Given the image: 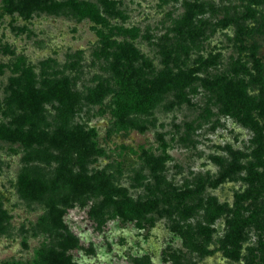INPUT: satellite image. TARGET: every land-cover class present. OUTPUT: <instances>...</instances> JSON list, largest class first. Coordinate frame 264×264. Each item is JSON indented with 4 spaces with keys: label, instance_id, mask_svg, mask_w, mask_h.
<instances>
[{
    "label": "rangeland",
    "instance_id": "rangeland-1",
    "mask_svg": "<svg viewBox=\"0 0 264 264\" xmlns=\"http://www.w3.org/2000/svg\"><path fill=\"white\" fill-rule=\"evenodd\" d=\"M81 1L96 8L105 24H94L66 7L33 10L26 17L8 14L0 0V126H10L16 115L29 114L11 99L12 90L27 79L42 89L64 82V104L43 103L37 119L28 123L48 133L78 128L82 134L65 153L0 140V264H45L49 251L62 250L71 264H246L249 257L252 264H262L264 0ZM124 44L142 56L132 63L134 68L142 59L148 63L144 69L148 77L167 68L162 59L166 50L171 61L177 54L176 64L167 65L172 72L197 69L185 99L176 102L170 91L148 113H127L118 119L112 64ZM119 62L125 64L124 59ZM215 78L243 90L254 107L249 115L258 130L222 111L217 90L209 91L213 89L202 83ZM98 83L106 90L99 102L91 103L87 95ZM87 145L92 149L88 153ZM229 150L240 153L242 167L212 186L221 165L231 159ZM149 156L159 161L158 177L149 169L151 162L145 161ZM60 166L64 177L102 173L133 201L155 197L159 211L138 221L121 220L111 208L94 210L100 195L73 191L67 185L54 198L63 212L56 225L46 198H33L20 180H61ZM255 171L261 178L247 183V174ZM198 186L202 188L198 196L184 202L190 213L181 214L173 195ZM211 199L224 212L208 224L212 232L205 240L192 231L197 224H206L205 205ZM232 211L240 218L253 216L236 261L218 247ZM175 223L182 232L175 231ZM191 242L198 246L188 248ZM69 244L72 247L67 248Z\"/></svg>",
    "mask_w": 264,
    "mask_h": 264
},
{
    "label": "trees",
    "instance_id": "trees-1",
    "mask_svg": "<svg viewBox=\"0 0 264 264\" xmlns=\"http://www.w3.org/2000/svg\"><path fill=\"white\" fill-rule=\"evenodd\" d=\"M2 10L5 13L16 12L19 16L26 17L33 10L40 11H56L62 7H66L72 10L74 13L81 17H87L90 21L97 25H104L105 18L88 2L81 0H66L60 3H53L50 0H1ZM190 14L185 16V21L188 20ZM192 31V30H191ZM190 31V32H191ZM194 33V32H193ZM198 33V32H197ZM101 39L106 40L105 36L99 34ZM179 48V46H178ZM118 53L115 54V61L112 64V71L115 76V85L117 91L114 93L115 97V114L118 119H122L127 113L145 114L160 100V98L173 91V96L176 102H181L185 98V90L194 81L193 73L197 69H191L187 72H172L168 68V63H175L177 54L171 61L169 51L163 52V64L165 70L154 76H146L147 72L144 69L148 68V63L142 59V64L134 68L132 63L141 58L138 56L134 48L128 44L119 46ZM186 53V52H184ZM119 59H124L125 64H119ZM176 64V63H175ZM122 65L124 68L122 71L118 67ZM220 78L214 80L203 79V86L207 89H213L209 91L217 92V101L222 104V111L230 114L236 118L242 125L249 126L252 130H258L257 124L252 122V118L249 113L254 107L248 103L247 98L244 96L242 89L238 85L234 86L231 81H227L224 85L221 84ZM20 88V89H19ZM64 82L54 83L47 89L35 88L31 80L27 79L22 86L12 90L11 99L16 103V106L23 111L29 112L28 115H16L11 120V125L0 126V140L7 141L10 144L20 143L23 147H31L32 145L39 147L45 145L47 148L58 150L65 153V150L71 145L78 142V138L82 137L78 128L74 130H68L65 128H57L53 132L48 133L44 129H40L35 123H28V119H37L43 108L42 104L50 101H57L60 104H64L63 100L67 97V91ZM105 86L102 83H98L87 95L88 101L91 103H97L102 98ZM184 98V99H183ZM65 112H66V105ZM68 111H71V106H67ZM262 114V112H260ZM249 124V125H248ZM259 134V133H258ZM85 152L92 151L89 145L85 146ZM231 159L226 165H221V172L211 183L212 186L218 185L227 177L233 175L236 171L241 169V165L238 163L240 153L237 151H230ZM149 165V169L154 173L155 177H158L157 171H160L159 161L151 156L145 159ZM261 165V164H260ZM62 166V165H61ZM57 171L61 173V180L56 177L50 183L41 181L37 178H28L20 180L23 187L27 190L28 194H31L35 199H45L48 213L51 216L52 223L59 224V219L62 216V210H59L54 205V198L58 197V192L64 189L67 185L71 187L73 191L88 192L100 195L102 198L94 206L96 212H101L106 208H111L113 214L119 217L121 220L132 221L144 219V216L153 212H158V205L160 200L152 197L143 201H133L125 195L123 189L114 187L108 180V178L102 174H94L88 177L82 175H68L63 176L62 169ZM261 174V173H260ZM256 171L249 173L246 176V182L253 183V179L261 178V175ZM63 176V178H62ZM59 180V181H58ZM200 186L193 189H184L173 195L175 200L179 202L180 213L188 215L190 208L184 204L186 200H191L194 196H198L201 192ZM78 191V192H79ZM164 197V194L162 195ZM56 198V199H57ZM64 204L66 200L62 199ZM169 204V202H167ZM63 204V205H64ZM174 209H178L177 206ZM91 210V209H90ZM206 224H197L195 231L199 238L208 240L212 229L209 228L214 218L221 215L224 210L221 206L215 205L211 199L207 201L205 205ZM230 215V216H229ZM225 218V227L227 228L225 234L219 240V248L223 252L224 256L231 260H238L240 244L244 238V229L249 226L253 221V216L246 218H240L235 211ZM147 225H151V222L147 221ZM139 225V222H137ZM175 231L182 232L181 226L175 223ZM197 243L191 242L187 246L188 248H194ZM72 247L71 244L67 248ZM45 264H71L69 256L66 255L64 250L62 251H49L45 258H43ZM260 262L264 264V259H260ZM246 264H252V259L249 257Z\"/></svg>",
    "mask_w": 264,
    "mask_h": 264
}]
</instances>
